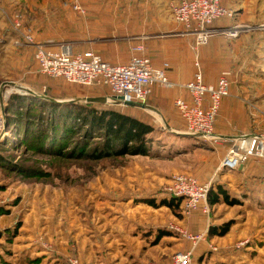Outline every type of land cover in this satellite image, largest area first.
Masks as SVG:
<instances>
[{
	"label": "rangeland",
	"instance_id": "374dc122",
	"mask_svg": "<svg viewBox=\"0 0 264 264\" xmlns=\"http://www.w3.org/2000/svg\"><path fill=\"white\" fill-rule=\"evenodd\" d=\"M175 4L176 0H0V114L4 118L0 130V264H72V259L81 264L147 260L173 264L174 255L191 250L190 240H183L170 228L171 223L184 225L185 216L146 201L152 197L158 202L164 197L177 173L220 183L240 200L236 205L219 203L209 215L199 213L196 227L184 225L191 233L204 234L190 264H264V181L260 178L264 162L258 159L264 156H252L244 169H218L235 138L246 132H217L215 122V133L222 139L196 138L172 122L174 116L180 119L174 101L168 116L158 109L168 106L165 100L149 99V108L141 109L107 102L103 106L137 115L155 130L149 155L97 159L88 153L104 148L103 132L82 123L68 133L70 125L52 119L54 115L46 107L51 106L49 102L41 100V109L30 104L35 98L65 103L110 97V91L45 76L36 64L34 45L14 44L17 29H31L35 40L45 45L69 43L78 50L86 40L99 39L96 44L104 49L98 52L103 55L105 51L121 61H127L140 45V52L160 63L173 64L175 59V66L179 64V72L184 73L189 65L193 70L194 37L183 34L174 21ZM76 5L85 8L86 14ZM260 90L263 96L244 102L259 119L252 123L251 132L264 135V84ZM12 94L24 101L9 106ZM55 136L56 144L65 142L62 153L53 149ZM229 219L234 220L229 234L208 236L211 222ZM156 225L175 236L148 245L142 253V241L135 242L125 228L148 230L152 235L143 242L151 244Z\"/></svg>",
	"mask_w": 264,
	"mask_h": 264
},
{
	"label": "built area",
	"instance_id": "2783aa9c",
	"mask_svg": "<svg viewBox=\"0 0 264 264\" xmlns=\"http://www.w3.org/2000/svg\"><path fill=\"white\" fill-rule=\"evenodd\" d=\"M76 9L86 14V9L81 5H76ZM235 15V10L223 4L222 0H182L174 5V21L182 25L183 34L194 37L191 48L195 53V70L193 79L187 83L174 82L167 74V63L158 68L149 57L135 55L128 63L112 64L93 50L76 51L69 43H61L59 49L55 50L37 42L31 29H17L18 37L14 39V44L34 45L36 63L42 74L87 87H108L111 91V96L107 97L108 102L117 105L127 106L126 103L132 102L147 104L154 86L185 89L189 97H177L174 105L186 120V133L217 141L222 137L215 133V122L223 98L230 95L231 83L226 74L221 75L215 84L204 81L199 47L208 43L216 33L231 37L239 35L240 25L214 27V23L221 18H233ZM142 50L143 46L135 47V51ZM254 108L258 110L255 106ZM3 127L4 118L0 114V130ZM252 156H264V135H240L235 138V143L221 160L218 169H244ZM210 186L209 181H202L192 174L177 173L166 190L185 198L187 213L201 211L209 215ZM170 228L193 243L190 251L173 256V264H190L193 252L204 234L188 232L182 224L171 223ZM71 263L81 264L73 259ZM144 264L157 263L151 261Z\"/></svg>",
	"mask_w": 264,
	"mask_h": 264
},
{
	"label": "crops",
	"instance_id": "0c3cea01",
	"mask_svg": "<svg viewBox=\"0 0 264 264\" xmlns=\"http://www.w3.org/2000/svg\"><path fill=\"white\" fill-rule=\"evenodd\" d=\"M182 0H176V3ZM222 3L235 10L236 15L233 18H224L214 23V27H232L240 25L239 35L231 37L226 34L216 33L210 37L208 43L199 47V59L204 72V77L207 83L215 84L220 75L226 74L230 78V95L223 98L222 111L216 121V131L233 132L242 131L245 135H251L261 132H251L253 124H257L259 119L255 116L252 110L250 111L244 100L260 98L263 96L260 86L264 84V0H222ZM181 32H183L182 25ZM80 50H93L99 54L98 49H104L99 46V39H88L84 42ZM52 49L58 50L59 45L49 46ZM97 48V49H96ZM102 57L107 61H121L119 57H113L109 53L103 51ZM138 52V51H137ZM195 60V57H194ZM155 67H164L167 63L151 59ZM173 64L167 67L169 77L177 83H187L193 76L191 65L184 73L179 72L180 65L175 64L177 61L172 59ZM179 61V60H178ZM37 64V63H36ZM179 66V68H178ZM223 72V73H222ZM172 89V88H168ZM164 89L161 86H155L150 100L167 101L168 106L158 109L165 115H170L169 111L171 104L176 97L188 96L187 91L182 88H173L175 91ZM182 94V95H181ZM156 104V103H154ZM179 113V112H178ZM176 114V113H175ZM174 116L175 126L181 129L184 133L187 131L186 120L180 115ZM256 131L258 128H255ZM254 129V130H255ZM251 133H250V132ZM255 163V162H254ZM253 163V164H254ZM205 180V179H202ZM199 220V222H197ZM200 223V216L196 215L193 225Z\"/></svg>",
	"mask_w": 264,
	"mask_h": 264
},
{
	"label": "trees",
	"instance_id": "16d2710c",
	"mask_svg": "<svg viewBox=\"0 0 264 264\" xmlns=\"http://www.w3.org/2000/svg\"><path fill=\"white\" fill-rule=\"evenodd\" d=\"M224 18H227V17H223L220 20H222ZM135 55L149 57L144 52H140V51L137 52L134 50V52L131 54V56L128 58L127 61L113 60V61H109V62H111L112 64H125V63H128L131 60V58ZM166 62L169 65H171L169 61H166ZM167 74H168V71H167ZM193 76H194V72H193ZM193 76L190 79V81L193 79ZM49 78H51V77H49ZM53 79H55V78H53ZM55 80H61V81L67 82L65 79H62V78L61 79H55ZM204 81L206 82L205 77H204ZM67 83H70V82H67ZM75 85H78V84H75ZM81 86H83V85H81ZM154 88H155V86H154ZM154 88L152 90L151 96L153 94ZM106 89H108L110 91V89L108 87H106ZM164 89H168V88H164ZM168 90L175 91L176 89L172 88V89H168ZM109 96H111V91L109 93ZM188 97L189 96H186V98H188ZM71 98H78V97H71ZM25 100H27V99H25ZM41 100L47 101V102H49L47 104L51 105V106L47 105L46 107L50 108L49 110L51 111L52 115H54V117L52 116L53 117L52 119L54 121H56V119H61L62 124L70 125L69 128L67 127L66 132L70 133L72 131V128H74L75 126L79 127V125H81L82 123L83 124H89V127L92 126V127L96 128L97 130H100L101 132H103V134L105 135V142L103 144L104 148L100 149V151H97V149H94V151L92 153H88L94 158L100 159L103 157H108L110 155L123 156V155H127V154L147 156L150 153L149 143H150V138H151L152 134L154 133L155 127L153 126L152 123L142 119L141 117H138L137 115H134V114L127 112V111L119 110L115 107H105V106H103L104 103H100V102H84V101L72 100L70 102L63 103V102L55 101V99L48 101L46 98L45 99L35 98V99H33V101L30 100V101H32V103H30V104L32 106H36V107H34L35 109L37 107H39L41 109L44 106L43 103H41ZM23 101L24 100H22L19 95L12 94L10 96L8 105L11 106L12 103H14V102L20 104ZM125 108L141 109L140 107H135V106H125ZM9 111H11V109H9ZM32 115H35V114H32ZM36 120L37 121H35V123L38 122L37 118H36ZM33 124H34V122L32 123V125ZM38 138H40V137H38ZM196 138H199V137H196ZM55 139H56V136H55V138H53V142H52L53 143V149L58 150V152H60V153L64 152V150L66 149V147H64L65 142H63L62 144L61 143L56 144ZM57 146H60V147H57ZM258 159H260V161L264 162V157L258 158ZM258 164L261 165V162H259ZM256 165H257V163H256ZM223 170L224 171H232V169H228V168H224ZM248 174L252 175L254 173L249 172ZM194 176H196V175H194ZM261 176L263 178L262 177H260V178L264 181V173ZM262 186H264V185L262 184ZM146 202H147V204L154 206V207L167 206L170 209L176 210L178 214L185 216L183 219V221H185V223L184 222H182V223H184V225H186L187 227L189 225L190 228H192L193 222L195 220V216L199 215V213L203 214L201 211H193V212L187 213L185 210V198L180 197V196H175V195H173L167 191L165 192V196L160 198V200L158 202L156 201V199H154L152 197L147 198ZM239 202H240V200L236 197H233L228 192L226 187H224L220 183H217V185L215 183L211 184L209 192H208V203L210 205V213H211L212 207L216 206L219 203H227L228 205H236V204H239ZM189 214L190 215L192 214V215L189 216ZM197 222H199V220ZM233 225H234L233 219L225 220V221H222L220 223L211 222L209 225V228H208V236L213 237V238L224 237L230 233ZM134 226L135 225L132 223L131 227H134ZM156 226H157L156 228H158V229H157V232L155 235V239L151 241V244L143 242L147 238H150V236L152 235V234H149V235L147 234L148 230L145 231L143 229L142 231H139L137 229L138 227L133 228V229H129L130 226H127L125 229H126V231L130 230L129 232L131 233V236H132V238H134L135 242H136V239L142 241L140 251L142 253H144L145 252L144 248H147L148 245L150 247H153V246L159 244L161 239H163L165 237H174L175 236L171 230H168L167 228L164 229V227H162L161 225H156ZM193 227H194V225H193ZM185 229L188 232H192V231H189V229H187V228H185ZM183 238H184L183 240H188L185 237H183ZM188 243H190V248H191V246H192L191 241H189ZM245 246H247V245H245ZM248 246H250V245H248ZM243 247H244V245L242 247H239V248L242 249ZM205 252H207V251H205ZM201 254H203V253H201ZM195 255H196V251L193 252L192 258L195 257ZM200 255H198L196 258H199ZM149 261H151V260L139 262L136 264H144V263L149 262Z\"/></svg>",
	"mask_w": 264,
	"mask_h": 264
},
{
	"label": "water",
	"instance_id": "95a60500",
	"mask_svg": "<svg viewBox=\"0 0 264 264\" xmlns=\"http://www.w3.org/2000/svg\"><path fill=\"white\" fill-rule=\"evenodd\" d=\"M119 98L122 99V97H119ZM81 100H84L86 102H100V103H107L108 102L107 97H85L83 99H77L76 101H81ZM70 101H72V100H70ZM58 102H61V101H58ZM126 105L127 106L140 107V108H149V106L147 104H139V103H134V102L126 103ZM195 136H199V135H195Z\"/></svg>",
	"mask_w": 264,
	"mask_h": 264
}]
</instances>
